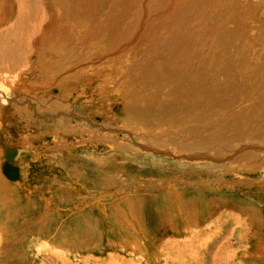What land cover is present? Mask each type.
Masks as SVG:
<instances>
[{
	"label": "rangeland",
	"instance_id": "1",
	"mask_svg": "<svg viewBox=\"0 0 264 264\" xmlns=\"http://www.w3.org/2000/svg\"><path fill=\"white\" fill-rule=\"evenodd\" d=\"M127 2L0 0V264H264V0Z\"/></svg>",
	"mask_w": 264,
	"mask_h": 264
},
{
	"label": "bare ground",
	"instance_id": "2",
	"mask_svg": "<svg viewBox=\"0 0 264 264\" xmlns=\"http://www.w3.org/2000/svg\"><path fill=\"white\" fill-rule=\"evenodd\" d=\"M93 1H95V0H73L72 2L75 4V6H76V8L77 7H80V6H82V8L83 9H85V8H87L88 6H90V5H92L93 4ZM120 1V0H119ZM161 1V0H160ZM30 2V1H29ZM72 2L71 3H65L64 4V1L63 0H57V3H61V5H62V3H63V6L65 7V10H64V12H63V16L65 15V14H72L73 15V13H75V10H73L74 8L73 7H70V6H72ZM122 2V1H121ZM23 5H25V6H22V7H24L25 8V10H23L22 11V13H23V15H21L22 17H19V18H17L16 19V21H14V28L11 30L12 31V36H13V38H17V39H20V38H18V37H21V36H23L22 34H24V33H27L28 35H27V44L28 45H30V43H31V40L33 39V37H34V35H35V32L37 31V28L35 29V27L34 28H31V30L30 29H26L27 27H29V26H31V24H30V21H29V18L31 17V16H33V15H35V11H34V9H32L31 8V4H29L28 3V5L27 4H25L24 2H21ZM31 3V2H30ZM40 3V2H39ZM125 3H126V1H125ZM127 3H129V0H128V2ZM46 4V3H45ZM124 4V3H123ZM130 4H131V2H130ZM129 4V5H130ZM109 5V4H108ZM126 5V4H125ZM133 5H135V4H133ZM137 5V4H136ZM135 5V6H136ZM33 6V5H32ZM124 6V5H123ZM131 6V5H130ZM130 6H129V8H130ZM153 6V5H152ZM44 7H47V5L46 6H44ZM127 7V6H126ZM154 7V6H153ZM152 7V8H153ZM183 7V6H182ZM21 8V7H20ZM69 8H72V9H69ZM98 8V10H99V6L97 7ZM118 8H120L119 7V4H118ZM134 9H135V7H133ZM49 9V8H48ZM90 9V8H89ZM96 9V8H95ZM131 9V8H130ZM176 9V8H175ZM179 9V7L176 9V12H177V10ZM21 10V9H20ZM116 10V9H115ZM119 10V9H118ZM85 11V10H84ZM94 11V10H93ZM117 11V10H116ZM182 11V10H181ZM180 11V12H181ZM41 12H42V10H41ZM79 12V11H78ZM97 12V11H96ZM96 12H91L90 10H88V8H87V10L85 11V12H79L83 17H90L91 15H95L96 14ZM103 12V11H102ZM114 12V11H113ZM113 12H111L110 11V13H112L113 14ZM156 12V11H155ZM175 11H174V13H176ZM183 12V11H182ZM105 13H106V11H105ZM133 13V12H132ZM179 13V11L176 13V14H178ZM120 14V13H119ZM119 14H117V16L116 17H120V15ZM121 14H122V12H121ZM180 14V13H179ZM47 15H48V13H47ZM97 15H99V14H97ZM114 16L116 15V14H113ZM49 16V15H48ZM77 16H79V15H77ZM127 16V15H126ZM181 16H182V14H181ZM181 16H179V17H181ZM183 16H185V14L183 15ZM182 16V17H183ZM99 17V16H98ZM104 17V16H103ZM106 17V16H105ZM137 17H138V14H137V16H136V18H134V20H137ZM178 17V18H179ZM182 17H181V19H182ZM38 18H39V16H38ZM78 18V17H77ZM80 18V17H79ZM95 18V17H94ZM35 19L36 20H38L37 19V17H35ZM43 19V17L41 16V20ZM88 19V18H87ZM96 19H97V17H96ZM118 19H122V18H109V19H107V18H105V19H103L102 18V20H107V24L109 25V27H112L111 26V23L113 24V20L115 21V20H118ZM180 18H179V22H182V20H181ZM184 19H186V17H184L183 18V20ZM74 20V19H73ZM82 20V19H81ZM119 20V21H120ZM125 20V19H124ZM164 20H167V18H165ZM34 21V20H33ZM70 21H71V19H70ZM97 21V20H96ZM132 21V20H131ZM149 21V20H148ZM56 22V21H55ZM52 23L53 25H51V27L49 28V30H47L46 32H44V35H40V37H43L44 39L46 38L47 40L49 39V41H50V39L51 38H53L54 37V35H56V34H58L59 32H60V28H63L62 27V23H57L58 24V26L56 25V23ZM100 22H101V20H100ZM129 22V21H128ZM127 22V23H128ZM161 22H162V19H161ZM160 22V23H161ZM186 22V21H185ZM36 23V22H35ZM88 23H91V22H88ZM101 23H103V22H101ZM115 23V22H114ZM120 22H116V24L117 25H119V26H117V27H119V29H121L122 28V26H121V24H119ZM131 23V22H130ZM134 23V22H133ZM140 23V22H139ZM138 23V24H139ZM164 23H165V21H164ZM116 24L115 25H113V26H116ZM132 24V23H131ZM136 24V23H135ZM138 24H136V25H138ZM103 25H104V23H103ZM64 26V25H63ZM105 26V25H104ZM135 25L133 24V27H134ZM139 27H140V25H138ZM142 26V25H141ZM11 27V26H10ZM38 27V26H37ZM157 24H154L153 22H152V19L149 21V22H147L145 25H144V29L146 30V32L148 33L147 35L148 36H153V37H155L154 35L156 34V30H157ZM65 28V27H64ZM88 27H86V29H87ZM123 28H124V26H123ZM68 29V28H67ZM95 29V28H94ZM98 29V28H97ZM119 29H117V28H110V31H114V33L115 34H117L116 36L118 37L119 36ZM126 29V26H125V28L123 29V30H125ZM143 29V30H144ZM158 29H159V27H158ZM30 30V31H29ZM65 30V29H64ZM136 30V29H135ZM144 30V31H145ZM87 31V30H86ZM144 31H142L143 33H144ZM10 33V32H9ZM87 33V32H86ZM93 34V33H92ZM123 34V33H122ZM145 34V33H144ZM121 35V34H120ZM147 35H146V37H147ZM157 35V34H156ZM8 36V35H7ZM96 37V36H95ZM122 37V36H121ZM123 38V37H122ZM137 38H140V37H137ZM143 38V41L145 40V39H148V38H144V37H141V39ZM140 39V40H141ZM150 39V41H153V42H150L149 44V47H151L152 49H154V48H157V46L160 44V43H162L163 41H164V43H165V40H163V38H162V40L163 41H160L158 38L157 39H152L151 37L149 38ZM137 40V39H136ZM25 41V40H24ZM26 42V41H25ZM140 42H142V41H140ZM14 43H16V42H14ZM143 43V42H142ZM12 44V43H11ZM107 44H109V43H107ZM141 44V43H140ZM180 43H178V45H179ZM25 45H26V43H25ZM147 45H148V43H147ZM161 46V45H160ZM164 46H166V44L164 45ZM148 47V46H147ZM15 48V47H14ZM159 48V47H158ZM27 49V48H26ZM150 49V48H149ZM175 49H177V48H175ZM180 49H182V48H180ZM161 51V50H160ZM170 52V54L172 53V58L173 57H175V58H178V56H179V54H174V53H176V51H174V47H170L169 48V50H167L166 52ZM179 51V50H178ZM152 52V51H151ZM183 52V51H182ZM152 55V54H151ZM150 55V56H151ZM153 56V55H152ZM8 58V55H6V56H3V58L1 57V59H7ZM181 58H182V56H181ZM12 59V58H11ZM6 61V60H5ZM8 61V60H7ZM173 61V60H172ZM178 61H180V59L178 58ZM155 62V61H154ZM161 62H163V61H161ZM176 62V61H175ZM16 63V62H15ZM149 63H151V65L153 64V62L151 61V59L149 60V59H147L146 61H145V63L144 64H149ZM165 63V62H164ZM167 63V62H166ZM171 64H172V62H171ZM179 64H181V63H179ZM4 65V64H3ZM6 65V64H5ZM153 65H158V66H160V63H155V64H153ZM174 66V65H173ZM2 67V66H1ZM11 67V66H10ZM169 67V66H168ZM142 68V67H141ZM161 68V67H160ZM143 69V68H142ZM145 69V68H144ZM168 70V69H167ZM149 72V71H148ZM156 73V72H155ZM153 75H154V73H153ZM149 76V75H148ZM158 76V75H157ZM149 78V77H148ZM151 78V77H150ZM158 78V77H157ZM159 80V79H158ZM155 82V81H154ZM153 82V83H154ZM190 89V88H189ZM190 92V91H189ZM189 95V94H188ZM183 98V97H182ZM187 98V97H186ZM192 98H190V100H191ZM180 100V99H179ZM182 100H184V99H182ZM187 101V100H186ZM194 101V100H193ZM197 101V100H196ZM191 102V101H190ZM194 103V102H193ZM179 105H181V103H179ZM186 105V104H185ZM190 106V105H189ZM132 107V106H131ZM130 107V108H131ZM191 107V106H190ZM185 108V107H184ZM183 108V109H184ZM187 108H188V106H187ZM181 109H182V107H181ZM189 109V108H188ZM187 109V110H188ZM191 109V108H190ZM185 110H186V108H185ZM146 114V113H145Z\"/></svg>",
	"mask_w": 264,
	"mask_h": 264
},
{
	"label": "water",
	"instance_id": "3",
	"mask_svg": "<svg viewBox=\"0 0 264 264\" xmlns=\"http://www.w3.org/2000/svg\"><path fill=\"white\" fill-rule=\"evenodd\" d=\"M16 154L17 150L15 148L6 149L4 154L5 160L1 166L2 173L12 181L20 179L19 167L14 164V157Z\"/></svg>",
	"mask_w": 264,
	"mask_h": 264
}]
</instances>
